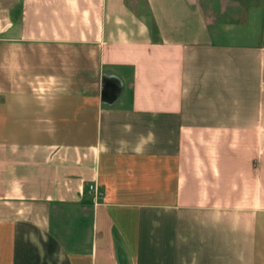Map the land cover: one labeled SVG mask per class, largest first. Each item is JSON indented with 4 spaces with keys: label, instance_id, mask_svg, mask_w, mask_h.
<instances>
[{
    "label": "crops",
    "instance_id": "1",
    "mask_svg": "<svg viewBox=\"0 0 264 264\" xmlns=\"http://www.w3.org/2000/svg\"><path fill=\"white\" fill-rule=\"evenodd\" d=\"M0 264H264V0H0Z\"/></svg>",
    "mask_w": 264,
    "mask_h": 264
},
{
    "label": "built area",
    "instance_id": "2",
    "mask_svg": "<svg viewBox=\"0 0 264 264\" xmlns=\"http://www.w3.org/2000/svg\"><path fill=\"white\" fill-rule=\"evenodd\" d=\"M88 189H89L90 191H93V190H95V186H94V185H89Z\"/></svg>",
    "mask_w": 264,
    "mask_h": 264
},
{
    "label": "clouds",
    "instance_id": "3",
    "mask_svg": "<svg viewBox=\"0 0 264 264\" xmlns=\"http://www.w3.org/2000/svg\"><path fill=\"white\" fill-rule=\"evenodd\" d=\"M136 150L139 152L140 151V148L138 147Z\"/></svg>",
    "mask_w": 264,
    "mask_h": 264
}]
</instances>
